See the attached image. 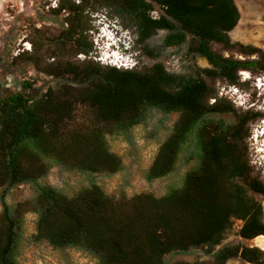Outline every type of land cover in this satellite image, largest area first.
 Segmentation results:
<instances>
[{
  "label": "trees",
  "instance_id": "16d2710c",
  "mask_svg": "<svg viewBox=\"0 0 264 264\" xmlns=\"http://www.w3.org/2000/svg\"><path fill=\"white\" fill-rule=\"evenodd\" d=\"M155 5L161 9L156 16L151 14ZM52 8L56 14L65 12V27L47 47L53 61L42 63L41 40L32 41V50L13 60L30 61L58 83L40 95L16 90L0 97V186L35 182L51 163L68 170L115 173L121 159L110 150L106 135L126 134L151 108L178 116L146 179L169 173L193 133L198 162L179 187L161 196H110L95 182L69 196L38 185L30 201L37 214L31 240L76 248L98 264H225L233 257L264 263V251L256 246L223 244L214 250L233 219L242 221L237 231L242 239L264 234L263 205L255 196L264 194V182L254 174L245 144L248 121L262 113L238 112L214 86L217 80L237 84L240 70L264 73V51L229 36L240 17L235 1L59 0ZM99 9L120 18L142 52L149 53L147 40L164 30L163 46L185 44V53L203 57L208 65L187 74L167 71L160 61L131 68L99 63L91 58L93 45L87 36L90 15ZM213 44L231 53L224 55ZM69 52L84 58L72 60ZM227 112L234 115L233 122L215 119ZM1 200L0 264H20L15 250L22 219L12 214L3 194ZM199 246H206L212 259H163L168 252Z\"/></svg>",
  "mask_w": 264,
  "mask_h": 264
},
{
  "label": "rangeland",
  "instance_id": "374dc122",
  "mask_svg": "<svg viewBox=\"0 0 264 264\" xmlns=\"http://www.w3.org/2000/svg\"><path fill=\"white\" fill-rule=\"evenodd\" d=\"M58 1L0 0V97L12 94L16 90L40 95L47 86L58 83L56 77L36 69L30 61L13 60V57L22 51H31L33 48L32 41L36 43L41 40L44 44L41 49L42 54L39 55L42 63L53 61L54 57L48 56L47 47L52 46L60 28L65 27V24L62 23L65 12L62 11L60 14H56L52 11L51 4L57 7ZM234 1L239 9L240 17L236 26L229 31L231 40L251 44L264 51V0ZM160 12L161 9L155 5L151 14L156 16ZM90 17L92 20L87 36L93 45L91 58L103 65L115 66L112 63L117 60L112 56L120 57L121 60L128 57L122 47L118 45V39L122 40L121 36H123V32H119L120 28H126L120 18L103 9L92 12ZM164 33V30H159L147 40V44L151 49L149 53L142 52L133 40L136 50L132 53V61L130 62L127 59L126 67L121 65L115 67L149 66L160 61L167 71L189 74L193 73L198 66L208 65L203 57L185 53V44L180 47L163 46L162 37ZM124 34L130 38L133 37V33L129 28H127V33L124 32ZM213 48L223 52L224 55L231 53L222 50L219 44H213ZM70 54L69 52L68 55L72 60L84 58L83 54H77L75 57ZM233 54L242 58L236 52ZM98 57L102 59L100 60ZM120 63L123 64V61H120ZM116 64L118 65L119 62L117 61ZM238 76L239 81L237 84L217 80L214 86L217 95L229 101L238 112L260 111L262 113L255 119L248 121L245 144L247 157L253 166L254 174L264 182V169H259L257 163H254L261 159L264 168V144L260 145L262 136H254L253 139L250 137L254 133L258 135V131L264 128V86L257 89L251 82H257V78L261 79V82L264 81V73L253 74L248 70H240ZM242 77H245L248 82L242 83ZM24 82H29L31 87L25 86ZM257 91H261V94L257 95ZM212 100L210 99V101ZM250 101H254V104L249 106ZM79 112H77V120L80 118ZM177 116V112L164 113L156 108H151L147 111L144 121L133 125L126 134H107L106 139L110 150L121 159V167L115 173L68 170L56 163H51L47 173L35 182H21L6 189L0 186V216L3 194V200L10 206L12 214L14 213L16 217L22 219L15 250L17 253L16 260L20 264H98L95 257L76 248H54L46 242L31 240L37 214L33 211L30 201L37 195L38 185L53 186L69 196L91 182L98 184L110 196H131L140 192H150L155 196H161L170 188L179 187L185 174L198 162L193 133L183 145L174 168L169 173L153 180H147L145 177L159 145L171 132ZM215 119H222L227 123H231L234 121V115L227 112L216 115ZM255 147H258L256 149L259 152L255 151ZM255 196L262 202L264 207V194ZM241 224V220L233 219L231 226L224 232L221 243L214 246V250L223 244L253 245L251 239H242L237 234ZM163 259L167 263L179 260L193 262L210 260L212 255L207 252L206 246H199L191 247L182 253L168 252L163 256ZM246 263L240 257H233L225 264Z\"/></svg>",
  "mask_w": 264,
  "mask_h": 264
},
{
  "label": "clouds",
  "instance_id": "9594fccd",
  "mask_svg": "<svg viewBox=\"0 0 264 264\" xmlns=\"http://www.w3.org/2000/svg\"><path fill=\"white\" fill-rule=\"evenodd\" d=\"M120 33H122L123 32V36H121V38H122V40L121 39H118V45H120L121 47H122V50L124 51V53H125V55H127L128 57H126L125 59H123V60H121V61H123V64L121 63V65L122 66H125L126 67V61H128L127 59H129V61L131 62L132 60H131V58H132V53L133 52H135V43L133 42V40H135V36H134V34H132L133 35V37L132 38H130V37H128V36H126L125 34H124V32H126L127 33V28H120V31H119ZM112 44H114V42H112ZM125 63V64H124ZM253 86H255L257 89H260L259 87H258V84H257V82H253V84H252ZM236 92V91H235ZM234 92V93H235ZM258 92H260V94H261V91H258ZM256 137V136H262V138H260L261 140H260V145L261 144H264V128L263 129H261V130H259L258 131V135L257 134H252L250 137L253 139V137ZM256 148H258V147H255V151L256 152H259ZM260 149V148H259ZM260 151H262L261 149H260ZM259 154V153H258ZM261 159H258V161H255L254 163H257V166H258V168L260 169H264L263 168V164H262V162L260 161ZM263 162H264V159H263Z\"/></svg>",
  "mask_w": 264,
  "mask_h": 264
},
{
  "label": "bare ground",
  "instance_id": "6f19581e",
  "mask_svg": "<svg viewBox=\"0 0 264 264\" xmlns=\"http://www.w3.org/2000/svg\"><path fill=\"white\" fill-rule=\"evenodd\" d=\"M246 78H248V76L245 75ZM257 84H258V87H263L264 86V81L261 82V79L257 78ZM263 212H264V207H263ZM253 243L264 248V234H260V235H257L255 236L253 239H252ZM246 264H254V263H246ZM264 264V263H263Z\"/></svg>",
  "mask_w": 264,
  "mask_h": 264
},
{
  "label": "flooded vegetation",
  "instance_id": "af4514ba",
  "mask_svg": "<svg viewBox=\"0 0 264 264\" xmlns=\"http://www.w3.org/2000/svg\"><path fill=\"white\" fill-rule=\"evenodd\" d=\"M242 83H245V82H248L246 79H245V77H242V81H241ZM251 82H254V81H251ZM257 95H260V92H258L257 91ZM252 104H254V101H250L249 103H248V105L250 106V105H252ZM263 218H264V212H263ZM254 238V237H253ZM253 238H251V241H252V239ZM245 240H247V239H245ZM250 240V239H249ZM253 242V241H252ZM250 246H256V247H258L259 249H261V250H263L264 251V248H262V247H260V246H258V245H256V244H253V245H250ZM263 264V263H262Z\"/></svg>",
  "mask_w": 264,
  "mask_h": 264
},
{
  "label": "built area",
  "instance_id": "2783aa9c",
  "mask_svg": "<svg viewBox=\"0 0 264 264\" xmlns=\"http://www.w3.org/2000/svg\"><path fill=\"white\" fill-rule=\"evenodd\" d=\"M52 7H56V5L51 4Z\"/></svg>",
  "mask_w": 264,
  "mask_h": 264
},
{
  "label": "water",
  "instance_id": "95a60500",
  "mask_svg": "<svg viewBox=\"0 0 264 264\" xmlns=\"http://www.w3.org/2000/svg\"><path fill=\"white\" fill-rule=\"evenodd\" d=\"M21 88V87H20ZM247 263H249V262H247Z\"/></svg>",
  "mask_w": 264,
  "mask_h": 264
}]
</instances>
